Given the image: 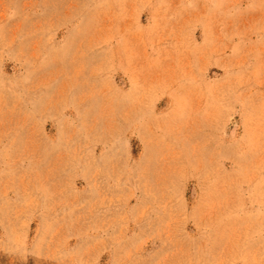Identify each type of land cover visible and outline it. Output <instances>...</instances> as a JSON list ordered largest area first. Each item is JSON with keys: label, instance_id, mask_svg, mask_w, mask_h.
Wrapping results in <instances>:
<instances>
[{"label": "rangeland", "instance_id": "1", "mask_svg": "<svg viewBox=\"0 0 264 264\" xmlns=\"http://www.w3.org/2000/svg\"><path fill=\"white\" fill-rule=\"evenodd\" d=\"M0 264H264V0H0Z\"/></svg>", "mask_w": 264, "mask_h": 264}]
</instances>
